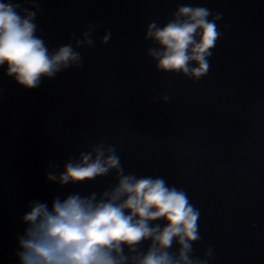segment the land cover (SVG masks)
<instances>
[{"label":"water","instance_id":"95a60500","mask_svg":"<svg viewBox=\"0 0 264 264\" xmlns=\"http://www.w3.org/2000/svg\"><path fill=\"white\" fill-rule=\"evenodd\" d=\"M11 2L35 14L50 53L67 45L79 59L33 88L0 66V264H19L30 202L99 199L120 175L185 193L198 212L194 264H264V0ZM184 6L207 9L218 33L199 78L162 70L150 55L160 45L148 26L163 27ZM97 149L119 158V173L47 179ZM151 243L121 245L125 264ZM180 248L173 239L166 251L177 260Z\"/></svg>","mask_w":264,"mask_h":264},{"label":"clouds","instance_id":"9594fccd","mask_svg":"<svg viewBox=\"0 0 264 264\" xmlns=\"http://www.w3.org/2000/svg\"><path fill=\"white\" fill-rule=\"evenodd\" d=\"M19 7L11 0H0V66L7 64L8 75L33 88L42 76H53L79 56L67 45L50 53L34 34L35 14L25 11L21 15ZM208 15L205 8L184 6L163 27L148 26L147 37L160 45L150 51L158 68L195 78L207 71L206 57L218 36ZM110 169L120 172L119 158L97 149L94 158L83 154L78 163H67L59 176L50 174L47 179L66 184L102 176ZM197 217L185 193L166 186L161 178L120 175L99 199L95 194H73L54 198L50 206L30 202L22 217L27 227L17 238V256L19 264H125L121 245L133 246L150 238L148 252L136 264H194L188 253L189 242L198 238ZM161 218L163 227L150 226ZM173 239L181 246L177 260L166 251Z\"/></svg>","mask_w":264,"mask_h":264}]
</instances>
